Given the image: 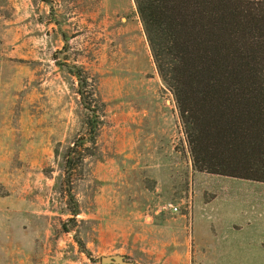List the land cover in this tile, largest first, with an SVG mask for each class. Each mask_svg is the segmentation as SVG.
Segmentation results:
<instances>
[{"label":"rangeland","instance_id":"1","mask_svg":"<svg viewBox=\"0 0 264 264\" xmlns=\"http://www.w3.org/2000/svg\"><path fill=\"white\" fill-rule=\"evenodd\" d=\"M258 223L264 182L194 168L135 0H0V264H211Z\"/></svg>","mask_w":264,"mask_h":264},{"label":"trees","instance_id":"2","mask_svg":"<svg viewBox=\"0 0 264 264\" xmlns=\"http://www.w3.org/2000/svg\"><path fill=\"white\" fill-rule=\"evenodd\" d=\"M135 2L194 168L264 182V0Z\"/></svg>","mask_w":264,"mask_h":264},{"label":"crops","instance_id":"3","mask_svg":"<svg viewBox=\"0 0 264 264\" xmlns=\"http://www.w3.org/2000/svg\"><path fill=\"white\" fill-rule=\"evenodd\" d=\"M256 229L252 235H233L226 226L220 236H203L199 242L203 245L202 250L211 255L208 258L211 264H258V260L264 264V225L258 223Z\"/></svg>","mask_w":264,"mask_h":264},{"label":"water","instance_id":"4","mask_svg":"<svg viewBox=\"0 0 264 264\" xmlns=\"http://www.w3.org/2000/svg\"><path fill=\"white\" fill-rule=\"evenodd\" d=\"M101 263L102 264H137L134 261L126 259L124 255L119 253L102 256Z\"/></svg>","mask_w":264,"mask_h":264},{"label":"built area","instance_id":"5","mask_svg":"<svg viewBox=\"0 0 264 264\" xmlns=\"http://www.w3.org/2000/svg\"><path fill=\"white\" fill-rule=\"evenodd\" d=\"M174 209H175V210H177V207H176V206H174Z\"/></svg>","mask_w":264,"mask_h":264}]
</instances>
